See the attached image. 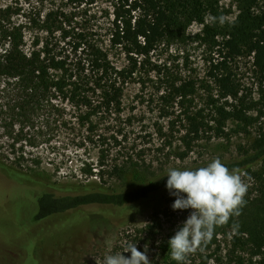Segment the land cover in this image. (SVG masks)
<instances>
[{
    "label": "trees",
    "instance_id": "obj_1",
    "mask_svg": "<svg viewBox=\"0 0 264 264\" xmlns=\"http://www.w3.org/2000/svg\"><path fill=\"white\" fill-rule=\"evenodd\" d=\"M236 1L240 13L223 31L209 37L203 29L193 36L194 42L203 43L215 57L211 61L216 59L207 81L200 85L204 105L194 104L199 91L196 78L189 75L167 80L158 101V118L167 122L154 123L150 132L143 126L136 129L135 106L125 107L126 93L130 86L143 84L150 55L158 47L187 39L193 23L204 26L203 0H76L86 9L78 22L60 8L36 13L28 19L29 44L20 33L6 35L5 46L0 49V77L17 80L23 114L35 109L33 104L45 96L69 100L76 109L87 111L78 123L84 134L78 132L71 138L77 148L91 145L98 149L95 162L82 165L80 171L86 178L95 177L103 185L122 174L136 179L164 157L182 161L201 142L228 138V122L238 128L255 122L249 114L253 106L241 96L228 65L251 56L256 73L264 79V0ZM102 3L106 6L100 8ZM54 111L61 117L59 108ZM59 125L65 129L68 126L65 122ZM147 138L157 141L155 151L148 154L150 158L146 148L136 145ZM18 141L13 139L12 147ZM165 149L168 152L159 158ZM210 162L184 169H197ZM221 162L230 170L244 173L245 178L263 181L264 186V132L258 131L249 149H242L237 159ZM256 166L261 172L254 170ZM166 174H148V180L124 190L86 184L75 195L55 197L46 193L39 199L37 219L85 207L96 208L91 213L106 219L124 218L125 213L139 210L168 190ZM42 184L47 190L56 189L55 185ZM245 201L239 216L214 230L216 233L225 228L233 233V249L224 264H231L233 259L236 264H264V190ZM236 249L248 256H235Z\"/></svg>",
    "mask_w": 264,
    "mask_h": 264
},
{
    "label": "rangeland",
    "instance_id": "obj_2",
    "mask_svg": "<svg viewBox=\"0 0 264 264\" xmlns=\"http://www.w3.org/2000/svg\"><path fill=\"white\" fill-rule=\"evenodd\" d=\"M203 1L204 26L193 23L187 30L189 39L158 47L150 55L147 66L149 72L142 76L143 84L129 87L124 99L125 107L135 106L136 120H144L141 123L136 121L137 130L143 126L145 132H150L154 123L167 122L158 118V101L167 80H180L189 75L196 78L199 91L194 104L199 107L204 105L202 86L207 81L210 65L215 64L216 59L211 61L215 57L210 55L203 43L194 42L193 36L205 29L209 37H212L231 24L240 11L236 0ZM98 6L105 7L106 3ZM51 8H60L76 22L82 19L86 10L76 0H0V49L5 46L6 35L12 32L16 35L20 33L24 42L29 44L31 34L28 19L36 13L44 14ZM252 62L251 56H243L228 66L240 86L241 96L253 106L249 114L256 119L255 122L244 128L228 122V138L201 142L182 161L164 157L160 163L155 162L147 168L148 172L158 174L167 172L169 168L184 169L216 158L231 161L240 156L242 149H249L257 132H264V79L256 73ZM50 92L54 96L53 91ZM19 96L17 80L9 81L0 77V162L3 164L44 184L55 185L56 189L53 188L51 192L57 196L75 195L80 192L79 187L86 184L124 190L149 179L151 173L148 172L136 179L134 175L122 174L117 178H109L104 185L95 177L86 178L80 171L82 165L95 162L98 149L91 145L77 148L71 138L78 132L84 134L78 123L85 119L87 111L76 109L75 104L69 100H58L55 97L48 99L45 96L33 104L36 105L33 106L35 109L23 114L19 109L22 103ZM56 108L62 113L59 118L54 111ZM62 122L68 125L66 129L60 127ZM178 136L174 134L175 138ZM15 138L19 141L16 144L14 142L12 147ZM136 145L146 148V156L150 158L148 154L155 151L157 141L147 138L141 145ZM166 152L168 149L158 157L162 158ZM260 168L256 166L254 170L261 172ZM15 174L18 184L26 182L25 176L19 175V172ZM240 174L248 185L244 200L251 201L259 196L260 190H264L263 181L245 178L244 173ZM9 188L11 193L6 194L0 184V264H96V261H103L106 255L123 252L130 243H135L141 252H144L147 245L151 264H178L171 259L168 241L183 226L192 210H173L171 205L176 197L169 190L139 210L125 213L124 218L106 219L91 213L96 208L85 207L52 218L49 224L56 220L60 222L57 227L39 230L33 226L36 213L31 207L34 192L27 190V184ZM232 236V231L225 228L214 232L204 250L190 255L187 264L226 263L227 255L233 249ZM123 255L130 258L131 254L125 252ZM235 256L246 258L248 255L236 249ZM235 260L231 264H236Z\"/></svg>",
    "mask_w": 264,
    "mask_h": 264
},
{
    "label": "clouds",
    "instance_id": "obj_3",
    "mask_svg": "<svg viewBox=\"0 0 264 264\" xmlns=\"http://www.w3.org/2000/svg\"><path fill=\"white\" fill-rule=\"evenodd\" d=\"M166 175V187L176 197L172 209L192 210L168 241L171 259L187 264L190 255L204 250L216 227L240 215L248 185L237 169L230 170L219 158L197 169L169 168ZM147 251V245L141 252L130 243L123 252L106 255L96 264H151ZM125 252H130V258L123 255Z\"/></svg>",
    "mask_w": 264,
    "mask_h": 264
},
{
    "label": "flooded vegetation",
    "instance_id": "obj_4",
    "mask_svg": "<svg viewBox=\"0 0 264 264\" xmlns=\"http://www.w3.org/2000/svg\"><path fill=\"white\" fill-rule=\"evenodd\" d=\"M16 172H19V171H17L16 169L12 168L11 166H5V165L0 163V184L3 186L4 192L6 194H10L11 193V190H10L9 186L27 184V186H28L27 190L30 189V190H32L34 192V198H33V201H32L33 204L31 205V207L34 209V211L36 210V213H35V215L33 217V226L35 227V229H39L40 230V229H44V228L57 227L60 222H56V220H55L53 224H49V223H51L49 221L52 218H56L58 216L63 215L64 213H62V214H53V215L44 217L43 219H37V216H38L39 211H40L38 202H39V199L44 194L48 193V194H53L55 197H58V196L55 195L53 192H51V190H47L45 188V186L42 184V182L36 181L33 178H31L30 176H28L26 174H23V173H20V172H19V175H22V176L26 177V182H22L24 184H18L19 181H16V179H17L16 178L17 174H15ZM35 198H37L36 201H35ZM67 212H69V211H67Z\"/></svg>",
    "mask_w": 264,
    "mask_h": 264
}]
</instances>
